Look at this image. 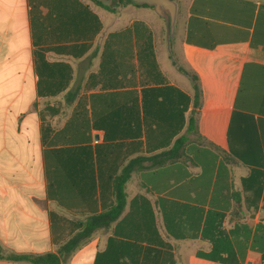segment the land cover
<instances>
[{"label":"crops","instance_id":"obj_1","mask_svg":"<svg viewBox=\"0 0 264 264\" xmlns=\"http://www.w3.org/2000/svg\"><path fill=\"white\" fill-rule=\"evenodd\" d=\"M153 11L0 0L2 253H59L128 165L62 264H264V0Z\"/></svg>","mask_w":264,"mask_h":264},{"label":"trees","instance_id":"obj_2","mask_svg":"<svg viewBox=\"0 0 264 264\" xmlns=\"http://www.w3.org/2000/svg\"><path fill=\"white\" fill-rule=\"evenodd\" d=\"M94 1L98 2L99 4L109 9H115L116 6L124 5L128 3H133L135 5H149V6L154 7L153 5L149 3H145V2L138 3L134 0H112L110 4H104L101 0H94ZM139 24L145 25L142 21H136L135 26H138ZM145 27L147 28V26ZM129 29L130 27L126 28L125 31H128ZM149 42H151V33L149 34ZM153 54H154V51H152V55ZM154 63L155 65H157L155 54H154ZM179 68L181 71L185 72L191 77V79L193 80L194 86H195V90L198 93L199 86L197 82V75L187 71L183 67H179ZM194 122H195V118L191 117V123H194ZM130 169H131L130 166L128 165L125 166L122 172L114 178V194L116 198L115 204H113L110 208L100 213L89 215L86 218V220L79 222V225L80 227H82V229L75 236L69 239L65 245H63V247L59 250V253L47 251V252L38 253V254H32V253L4 254L0 251V258H8L12 260H25L33 264H62V260H63L62 254H64L65 257L70 255L71 252L84 239L88 238L92 234L93 231H95L97 228L108 227L121 214L126 204L127 193L125 190V183L129 177ZM99 258L98 257L96 258V261L94 264H98Z\"/></svg>","mask_w":264,"mask_h":264},{"label":"water","instance_id":"obj_3","mask_svg":"<svg viewBox=\"0 0 264 264\" xmlns=\"http://www.w3.org/2000/svg\"><path fill=\"white\" fill-rule=\"evenodd\" d=\"M104 4H110L112 0H101ZM138 3H149L154 6L155 11L169 19V29L173 33L177 15V2L175 0H134Z\"/></svg>","mask_w":264,"mask_h":264},{"label":"rangeland","instance_id":"obj_4","mask_svg":"<svg viewBox=\"0 0 264 264\" xmlns=\"http://www.w3.org/2000/svg\"><path fill=\"white\" fill-rule=\"evenodd\" d=\"M175 1L179 4V7L181 8V11H182L183 6H184V4H185V2L187 0H175ZM150 18H151V20H155L156 23H158L159 21L160 22H164L163 18H161V16L158 13L154 12V11L152 12V15H151ZM125 21H127L126 15H124L120 19H117V27L123 25ZM180 21H181V14L179 15L178 23H180ZM162 33H163V31H157V35H159V36H161ZM164 34L165 33H163V36L165 38ZM159 53H160L161 60L166 59L167 50H166V46L165 45H163V46L160 45Z\"/></svg>","mask_w":264,"mask_h":264}]
</instances>
